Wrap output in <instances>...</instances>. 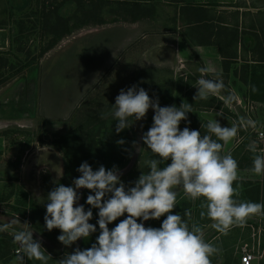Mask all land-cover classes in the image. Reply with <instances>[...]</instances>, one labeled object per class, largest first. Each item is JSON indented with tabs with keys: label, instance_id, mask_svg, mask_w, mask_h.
Returning a JSON list of instances; mask_svg holds the SVG:
<instances>
[{
	"label": "crops",
	"instance_id": "crops-1",
	"mask_svg": "<svg viewBox=\"0 0 264 264\" xmlns=\"http://www.w3.org/2000/svg\"><path fill=\"white\" fill-rule=\"evenodd\" d=\"M141 2L121 0L118 5H107L109 8L105 14L103 11L106 3L93 2V10H85L84 13L73 17L74 25H78L72 29L69 28L71 21H57L54 24L57 32L53 29L56 39L52 44L50 41L42 47L39 66L34 65L32 72L27 73L36 74L32 79L37 80L39 86L34 95L35 115L28 118L8 114L9 116L0 118V121L11 118L16 119L15 121H27L38 116L44 121L69 119L87 98L94 94L100 95L98 90L105 88L107 81L112 82L113 79L119 82L117 90H127L131 87L130 79L140 80V83H137L138 88L143 86L140 84L144 80L148 82L144 83L148 85V89L150 85L155 89L165 88L164 92L158 90L157 98L161 107H179L182 101L193 104L194 112L188 114V121L181 123L190 130L201 131L202 135L208 134L205 126L208 119H217L222 127H230L241 116L252 119L249 112H256L255 121L257 120L259 127L241 129L238 136L226 145L225 153L230 151L238 161L242 177L238 182L240 196L236 199L264 203V176L247 171L252 168L253 161V154L247 150L249 142L256 140L259 147L264 149V142L261 144L257 139V131H264V0H162L163 4H168L164 5V8L169 9L166 16H160L156 9H145ZM45 19L47 22L50 20L46 16ZM13 35L10 30L0 28V52L6 51L10 44L12 48L15 43H19L17 36L15 38ZM201 67L210 69L207 78L223 79L228 89L236 91L239 100L232 105H226L218 96L194 101L193 97L197 92L196 81L201 76ZM141 74L143 76L139 78ZM250 85H255L258 91L253 93ZM117 90L116 93H119ZM3 92H0V95ZM23 99H20V103H23ZM114 99L104 104L105 109L92 111L94 114L105 111L106 116L98 118L96 115V118L105 121L95 122L90 130L95 129L96 136L115 135L113 140L116 142L123 135H129L131 130L128 128L119 134L116 133L117 122L112 115ZM252 104L256 106L255 110H247V106L249 109ZM17 111L33 115V111L26 108L14 110L16 113ZM85 111L87 108L82 110L83 114ZM142 148L146 146L143 145ZM4 150V144H0L2 158H5ZM149 153L147 149L142 151L133 173L140 174L137 170L150 171L144 165V161L149 159ZM127 162L126 157L120 166ZM12 163L0 161V173H8ZM20 165L21 176L16 179V183L22 182L30 189L31 195L42 198L37 201V198L34 199L30 195L29 200L43 204L47 193L46 179L50 184H55L54 181L59 182L60 179H48L45 170L49 166H37L29 155L23 157ZM6 178L4 175L0 176V182H5ZM10 182H15V179ZM199 204L200 200L191 201L181 192L173 212L183 215L184 210L189 209L193 213L191 222L208 225L211 221L199 218ZM17 208L18 204L13 207L11 216L19 215L23 222L30 223L28 219L20 216ZM0 214L6 217V220L11 217L4 213L2 207ZM257 216L260 215L248 218L245 226H232L226 235L205 228L206 241L217 245L221 250L219 258L222 264H241L240 258H234L228 251L246 244L241 243L242 239L251 240L256 236V229H251L249 224L254 223ZM153 222L154 220H149L146 228L152 227ZM37 233L45 238L41 233ZM52 244L55 248L42 243L48 247L47 252L52 256L53 260L49 261V264H55L65 253H72L75 248L80 247L78 242L68 248L61 243ZM260 245L263 250L262 261H255L253 264H264V243ZM25 264L39 262L25 259Z\"/></svg>",
	"mask_w": 264,
	"mask_h": 264
},
{
	"label": "clouds",
	"instance_id": "clouds-1",
	"mask_svg": "<svg viewBox=\"0 0 264 264\" xmlns=\"http://www.w3.org/2000/svg\"><path fill=\"white\" fill-rule=\"evenodd\" d=\"M209 71L207 67L199 69L194 101L218 96L226 105L237 102L236 91L228 89L223 79L207 78ZM250 87L253 93L258 91L255 85ZM112 109L117 134L130 128L133 121L144 119L149 109L154 112L152 126L141 137L146 148L133 142L140 154L145 149L152 154L144 161L150 171H141L133 185L126 187L117 167L106 169L101 165L94 171L85 161L78 167L80 176L72 186L54 181L56 187L45 200L44 221L49 232L60 231L59 243L68 248L97 232L96 225L89 223L92 209L98 210L99 226V235L90 248L77 247L55 264H212V257L221 250L206 241L205 228L226 235L232 226H243L251 216L264 215V203L236 199L242 177L238 161L230 151L225 153L226 145L239 131L256 129L257 121L241 116L230 127H222L217 119H208V134L189 127L180 130V123L188 121V114L194 112L193 104L182 101L179 107H161L158 98L150 99L147 91L137 85L121 89ZM117 143L123 145L125 141ZM247 150L253 154L252 168L247 171L264 176V149L252 140ZM80 189L94 193L87 196V211L78 205ZM181 192L191 201L200 200L199 218H207L210 224L191 222L193 213L189 209L183 215L174 214ZM125 214L127 218L110 230L108 225ZM164 216L159 228H146L143 222H137ZM0 219V233L10 234L18 245L12 264H25V259L39 264L53 260L41 241L34 239L36 230L27 221L21 222L19 215Z\"/></svg>",
	"mask_w": 264,
	"mask_h": 264
},
{
	"label": "rangeland",
	"instance_id": "rangeland-1",
	"mask_svg": "<svg viewBox=\"0 0 264 264\" xmlns=\"http://www.w3.org/2000/svg\"><path fill=\"white\" fill-rule=\"evenodd\" d=\"M98 1H104V3H106L103 11L105 14L109 8L107 5H118L121 0H0V28L10 30L15 38L17 36L19 42L18 44L15 43L12 48L10 44V47L6 51L0 52V92H3V90L10 86L11 83L16 82V80L27 77L28 84L26 83V88L22 93V99L29 98L32 100L34 95L38 92L39 86L38 81L32 79L36 77V74L31 75L30 73L34 65L39 66L40 55L43 51L42 47H45L44 45H47L50 41L52 44L56 39L53 33V29H55L54 24L60 21V19H63V21L67 20L68 22L71 21V23H69V25H71L69 28L71 27L70 29H72L75 25H78H74L73 17H77L82 12L84 13L85 10H93V5L91 3ZM128 1H144L141 2V4L145 9H156V12L159 13L160 16H166L169 11L168 7L164 8V5L168 4H163L162 0ZM56 15H58V18H56ZM45 16L50 18L48 22ZM51 17H53V19ZM54 32L56 33L57 29H55ZM69 38H71V35ZM28 71L31 72L27 74ZM142 74L139 78L143 76ZM135 80L136 79L131 81L130 79V86L139 85L137 83H140V80ZM144 81L140 84L143 86H139V88L145 89L152 100L157 99L158 90L165 91V88L159 87L155 89L150 84V88L148 89V85L144 84L148 82ZM118 83L119 82L115 79H113L112 82L108 80L105 88H100L101 90H98L101 94H94L87 98L82 104V107L77 110L76 113L72 114L69 119L44 121L38 116V118L34 120L27 121H19L20 119L15 121L16 119L12 118L0 121V144H4V151L6 152L5 158L0 157V161H3V163L15 162L10 166V171L8 173H0L1 177H3V175L5 178L7 177L4 180L5 182H0V207L4 208L5 214L11 216V213L14 212L13 207H16L18 202L23 199L24 195L30 198V189L20 181V183H16V179L21 176L20 164L25 155L32 157L33 163L37 164V166L40 164L49 166L47 170H45L48 179L55 177L54 179L61 180V178L63 179L66 177L68 180L71 179L72 176L78 178L80 173L77 169L85 161L94 171L98 170L101 165L104 167L106 166V169L114 166L115 158L120 153V150L116 149V144L113 140L115 135H111V137L108 135L96 136L94 135L96 130H90V127L91 125H95V122L105 121V119L98 118L106 116L105 111H102L103 108L105 109L104 104L116 98V95L119 94L116 93ZM117 91H120V89ZM85 108H87V111L83 114L82 110ZM99 108H102V110L96 112V114L92 113V111H96ZM247 110H250L248 106ZM9 112H11V110ZM96 115H98V118L95 117ZM249 115L255 120L257 113L249 112ZM257 126L259 127L258 124ZM130 130L133 132V137L136 140L135 131H133L132 126ZM141 154L130 172L120 177L126 187L132 186L141 174V170H137L140 174L132 172L137 165V161L141 158ZM58 174H62V176ZM11 179H15V182H10ZM49 182L50 181L46 179V183ZM36 194L38 195V193ZM33 198H37L36 195L33 196ZM18 209L22 208L19 206ZM39 214L40 213L35 212V222L37 218H41L43 221L41 222V219L40 221L37 220L35 228L41 232L47 231L46 233L50 234L52 231L49 232L46 229L44 216H39ZM20 216L24 217L22 215ZM0 218L5 219L6 217L0 214ZM125 218H127V214L108 225L109 229L111 230L114 228L120 220ZM256 218L258 220L254 219V223L250 222L249 224L251 229H256V236L251 238V240L242 239L241 243L249 244L258 257L257 263H261L262 258L260 256L263 250L260 244L264 243V215L257 216ZM25 219L29 220L27 216H25ZM20 220L22 221V219ZM137 222L144 223V221L140 220ZM0 223H3L2 219H0ZM29 224L33 227L31 221ZM246 224L247 221L243 226ZM53 237L57 238L55 235ZM34 239L36 238L34 237ZM48 241L50 243H55L50 239H48ZM0 243H7V245L10 246L11 250L9 249L10 253L6 259H10L12 263L16 257L14 254L16 244L13 243L12 236L8 233H0ZM41 243L43 242L41 241ZM76 246H78V244ZM215 246L217 247V245ZM242 246L239 245L238 247L231 248L228 253L232 254L234 258H240V249ZM42 247L49 252L48 247L44 245H42ZM6 251H8V249H6ZM220 253L221 251L218 255L212 257V264H222L219 258L221 257ZM5 260L0 259V264H6Z\"/></svg>",
	"mask_w": 264,
	"mask_h": 264
},
{
	"label": "trees",
	"instance_id": "trees-1",
	"mask_svg": "<svg viewBox=\"0 0 264 264\" xmlns=\"http://www.w3.org/2000/svg\"><path fill=\"white\" fill-rule=\"evenodd\" d=\"M152 123H153V118H149L145 124V127H144V132H146L151 126H152ZM133 133V132H132ZM90 136V134H89ZM124 140L125 143L123 145H120L118 144L117 142L119 140ZM135 141V138L133 137V134H131V131H130V134L127 135V136H122L120 138H118L115 142L116 144V149L117 150H120V153L119 155H117V157L115 158V161H114V166L117 167L119 170H121L122 168H124L128 162L130 161L131 157H132V154H133V151H134V147H133V142ZM144 145V144H143ZM145 146V145H144ZM122 149V151H121ZM151 153H149V158H151ZM128 158V162L126 164H123L122 166H120L121 162L123 161L124 158ZM117 161V162H116ZM170 163V161L168 162ZM161 167H163V165H161ZM106 168V166H105ZM110 168V167H109ZM108 168V169H109ZM113 168V167H112ZM110 168V169H112ZM76 179L74 178L73 176L71 177V179H68L66 177H64L63 179H61L59 181V183L65 185V186H72V182L73 180ZM46 187H47V190H46V197L48 195V193L54 188L56 187V184H46ZM89 194H94V193H90L88 190H85L84 193H83V206L85 208V211H87L89 209V205H87L86 203V199H87V196ZM45 203L46 201L43 203V204H38L37 202L35 201H32V200H29L28 196L24 195L23 199L21 201L18 202V205L20 206V208L22 209H16L17 212H19V214H21L22 218H25V216H27L29 218V220L33 223V228L41 233L42 235L45 236V238L47 239H50V240H53L55 243H59L58 239L53 237L54 235L56 237H58L61 233L60 231L57 229V230H52V232L50 234H47L46 232H41L39 231L38 229L35 228V225H37V220L40 221L41 218H37L36 222L34 220V215H35V212L37 213H40L39 216L43 215L45 216L46 215V206H45ZM92 212H93V218L92 220L89 221V223L93 224V225H96L97 227V232L92 234L90 236L89 239L87 240H84L82 239V242L80 244V247L82 250L83 249H86V248H90L91 245L93 243L96 242V239L99 235V226L97 224V220H98V210L97 209H92ZM166 218V216L164 217H161L159 220H154L153 224H152V227L153 228H159L163 222V220ZM43 220L41 219V222ZM6 249H8V251H6ZM10 249V246L7 245V243H0V253H1V257L0 259L2 260H5L7 258V256H9V250ZM4 258V259H3ZM10 262V259H6L5 260V263H8Z\"/></svg>",
	"mask_w": 264,
	"mask_h": 264
},
{
	"label": "water",
	"instance_id": "water-1",
	"mask_svg": "<svg viewBox=\"0 0 264 264\" xmlns=\"http://www.w3.org/2000/svg\"><path fill=\"white\" fill-rule=\"evenodd\" d=\"M26 83H27V77H23L20 80L16 81L13 85H11V87H9L8 89H6L1 95H0V118L3 117H7L9 116L7 111L11 110H17L18 109H23L26 108L27 110H32L33 111V115L30 114H21L22 116H26L28 118H31L35 115V110H36V97L34 96V98L32 100H30L29 98H25V100L23 101V103H20V99L22 98V93L24 91V89L26 88ZM7 108V109H5ZM1 112H3L1 114ZM11 115V114H10ZM11 116H15V115H11ZM154 116V112L149 109V111L146 113V116L144 119L139 120V121H133V128L135 131V135H136V140L135 142H137L138 147L142 148L143 147V142L141 140L142 134L144 133V127L145 124L147 122V120L149 118H153ZM180 130H183V128L185 127L182 123H180ZM140 153L136 151V149L134 148L132 157L130 159V161L128 162V164L122 168L120 170L121 176L125 175L126 173H129L130 170L132 169L134 163L136 162L137 158L139 157ZM86 189H80L78 190V195L80 196V199L78 200V205H83V193ZM175 191H179V189H175ZM11 217L7 218V220H10ZM23 222V221H21ZM145 223V227L148 224V221H144ZM34 237L36 239H39L40 241H42L43 243H45L46 245H48L49 247H54L55 245L52 244V242L50 243L47 239L43 238L42 236H40L37 232H34ZM82 239L78 241V243L81 244Z\"/></svg>",
	"mask_w": 264,
	"mask_h": 264
},
{
	"label": "built area",
	"instance_id": "built-area-1",
	"mask_svg": "<svg viewBox=\"0 0 264 264\" xmlns=\"http://www.w3.org/2000/svg\"><path fill=\"white\" fill-rule=\"evenodd\" d=\"M255 108H256V106L253 104L249 106V109L251 111L255 110ZM257 139L259 140V142L261 144H262V142H264V131H257ZM17 248H18V245H16V247H15V251H14L15 255H17ZM240 253H241L240 254V263L241 264H253L258 259L256 253L254 252V249L251 248L249 244H244L240 249Z\"/></svg>",
	"mask_w": 264,
	"mask_h": 264
},
{
	"label": "flooded vegetation",
	"instance_id": "flooded-vegetation-1",
	"mask_svg": "<svg viewBox=\"0 0 264 264\" xmlns=\"http://www.w3.org/2000/svg\"><path fill=\"white\" fill-rule=\"evenodd\" d=\"M27 84H28V83H27ZM9 111H10V110H9ZM9 111H7L8 114H11V115H21V113L18 112V111H17V113L14 112V111H11V112H9Z\"/></svg>",
	"mask_w": 264,
	"mask_h": 264
}]
</instances>
